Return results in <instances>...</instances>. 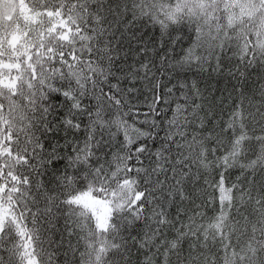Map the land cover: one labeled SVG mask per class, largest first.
<instances>
[{"label":"snow or ice","instance_id":"snow-or-ice-1","mask_svg":"<svg viewBox=\"0 0 264 264\" xmlns=\"http://www.w3.org/2000/svg\"><path fill=\"white\" fill-rule=\"evenodd\" d=\"M0 264H264V0H0Z\"/></svg>","mask_w":264,"mask_h":264}]
</instances>
